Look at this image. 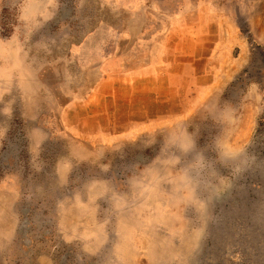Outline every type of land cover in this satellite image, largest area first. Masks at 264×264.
I'll list each match as a JSON object with an SVG mask.
<instances>
[{
  "label": "rangeland",
  "instance_id": "1",
  "mask_svg": "<svg viewBox=\"0 0 264 264\" xmlns=\"http://www.w3.org/2000/svg\"><path fill=\"white\" fill-rule=\"evenodd\" d=\"M201 5L247 50L178 43ZM261 30L264 0H0V264H264Z\"/></svg>",
  "mask_w": 264,
  "mask_h": 264
},
{
  "label": "crops",
  "instance_id": "2",
  "mask_svg": "<svg viewBox=\"0 0 264 264\" xmlns=\"http://www.w3.org/2000/svg\"><path fill=\"white\" fill-rule=\"evenodd\" d=\"M223 12L224 10L220 6L201 5L198 8L199 21L197 22V24H192V26L185 24V36L184 38H181L178 43H183L185 42V40L187 41V39H190L188 37H190L192 34L195 35V39L190 41H197L199 47L200 45L204 46V43L201 44V41L205 40L204 42L208 43L209 54L212 55V57H207L206 59V62L209 63L215 62V60H217L215 56L216 54L218 55V52H220L221 49H223L221 47L224 46V43H226V35L227 37L229 35L227 39V45L230 46L231 44H233V46H240L243 52L244 50H247L248 46L245 39H242L239 36V33L234 30L233 20L230 18H225L226 16L223 14ZM187 32L189 36H186ZM255 35L258 41H264V30H261V32H258ZM206 79H210L211 81V83L209 81L211 85H206V87L216 86L220 84V81L217 80V78L214 76L207 77Z\"/></svg>",
  "mask_w": 264,
  "mask_h": 264
}]
</instances>
